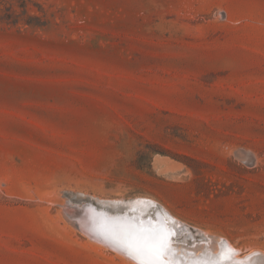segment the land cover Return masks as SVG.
<instances>
[{
    "label": "rangeland",
    "instance_id": "374dc122",
    "mask_svg": "<svg viewBox=\"0 0 264 264\" xmlns=\"http://www.w3.org/2000/svg\"><path fill=\"white\" fill-rule=\"evenodd\" d=\"M25 1L0 0V264H135L67 209L137 198L176 248L264 253V0Z\"/></svg>",
    "mask_w": 264,
    "mask_h": 264
},
{
    "label": "bare ground",
    "instance_id": "6f19581e",
    "mask_svg": "<svg viewBox=\"0 0 264 264\" xmlns=\"http://www.w3.org/2000/svg\"><path fill=\"white\" fill-rule=\"evenodd\" d=\"M249 160H248V162H249ZM105 205L112 207L113 211H109L105 207L99 209L98 207H95L94 204L88 203V202L85 203V204L83 203L82 205L80 204L79 206H74V207H72L70 205V207L67 209V211L71 214L72 217H74V220L78 223V226H79L81 231L86 233L90 238L101 242L103 245H105L106 247H108L112 251H116L117 253L129 258L135 264H137V261H135L132 258H130L129 255L126 252L120 250L119 248H117L115 246H112L110 243L105 242V240H101L100 238L94 236L95 235V234H93L94 231L91 229V228H94V222H95V220L93 218V214H94L93 212H95V211L96 212H107V213L112 214V215L113 214L114 215L115 214L116 215L117 214H122L124 212V210H125L124 213H127L129 211H133V210H135V213L137 211V213H139V214H148L150 212H153V214L158 215V217H162L166 221V224H168V226L172 229V232H174V233L177 232L176 231V226H178V225H179L178 229H180V233L184 232V229H181V228H182V225L185 226V224L182 223L181 221H179L177 218L173 217L172 215L168 214L166 211L161 210V209H155L156 202L153 201V200L145 199V198H137L136 200H134L132 202L130 201V202H127V203H122V201H119V202H116V203H114V202L105 203ZM122 207H123V209H122ZM92 209H94L95 211H93ZM64 210H66V209H64ZM201 233H203V231ZM213 239H210V240L212 241ZM223 240H225V239H223ZM211 241H209V242L212 243ZM216 241L217 242L215 244L213 243L216 247L212 244V246H214V249L212 247L213 252H210L211 253V257L213 259H215V257L216 258L218 257L219 253L222 251V248H223L222 246L225 245L228 249L232 250L231 254H232L233 260H237L236 262L239 261L238 264H264V253L263 252H259V253L251 252L246 257H244V256L240 257L241 250H240V253H239V251L236 250L234 248V246L229 241L226 240V241H223L222 243H220V242H218L219 240L217 238H216ZM209 242H208V245L211 246L209 244ZM172 247L174 249H176L178 255H180L181 252L185 251V250L180 249V247L179 248L178 247L176 248L174 246H172ZM182 248H184V247H182ZM210 248L211 247H209V250H210ZM193 251L195 252L194 253L195 257H199L201 255L210 257V254L207 251H205V250H202V252H200L201 250H197V249L194 250L193 249ZM246 254H248V253H246ZM208 263L209 264H215V262L211 263L210 261ZM235 264H237V263H235Z\"/></svg>",
    "mask_w": 264,
    "mask_h": 264
},
{
    "label": "water",
    "instance_id": "95a60500",
    "mask_svg": "<svg viewBox=\"0 0 264 264\" xmlns=\"http://www.w3.org/2000/svg\"><path fill=\"white\" fill-rule=\"evenodd\" d=\"M225 14L222 13V17ZM95 211L94 209H92ZM94 228H91L95 234L94 236L105 240L112 246L124 251L116 242L115 237L121 234L122 229H126L128 226H135L136 228H151V229H166L168 232H172V229L166 224V221L162 217L150 212L148 214L135 213V210L122 214H109L107 212H93ZM74 222V221H73ZM77 226L78 223H74ZM79 229V227H78ZM222 250L228 249L225 245L222 246ZM125 252V251H124ZM170 264H209L215 262L216 259H211L208 256L195 257L194 253L185 250L178 255L177 251L172 247V251L167 256Z\"/></svg>",
    "mask_w": 264,
    "mask_h": 264
},
{
    "label": "snow or ice",
    "instance_id": "6c2138e0",
    "mask_svg": "<svg viewBox=\"0 0 264 264\" xmlns=\"http://www.w3.org/2000/svg\"><path fill=\"white\" fill-rule=\"evenodd\" d=\"M174 232L166 229H145L128 226L116 236V242L137 264H170L167 256L172 251ZM232 250H222L215 264H235Z\"/></svg>",
    "mask_w": 264,
    "mask_h": 264
},
{
    "label": "trees",
    "instance_id": "16d2710c",
    "mask_svg": "<svg viewBox=\"0 0 264 264\" xmlns=\"http://www.w3.org/2000/svg\"><path fill=\"white\" fill-rule=\"evenodd\" d=\"M18 7L24 12L26 11V8H27V2L25 0H21V2L19 3ZM32 19H35L38 21H40V18L39 17H36V16H33L31 17ZM15 23L18 22V18L15 19ZM26 24L30 25L31 23H29L28 21H25Z\"/></svg>",
    "mask_w": 264,
    "mask_h": 264
}]
</instances>
